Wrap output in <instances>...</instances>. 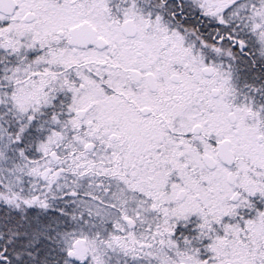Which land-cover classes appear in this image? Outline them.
Masks as SVG:
<instances>
[{"label": "snow or ice", "instance_id": "6c2138e0", "mask_svg": "<svg viewBox=\"0 0 264 264\" xmlns=\"http://www.w3.org/2000/svg\"><path fill=\"white\" fill-rule=\"evenodd\" d=\"M0 264H264V0H0Z\"/></svg>", "mask_w": 264, "mask_h": 264}]
</instances>
